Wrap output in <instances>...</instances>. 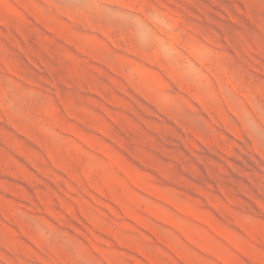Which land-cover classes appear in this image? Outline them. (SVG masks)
<instances>
[{"label":"rangeland","instance_id":"1","mask_svg":"<svg viewBox=\"0 0 264 264\" xmlns=\"http://www.w3.org/2000/svg\"><path fill=\"white\" fill-rule=\"evenodd\" d=\"M0 264H264V0H0Z\"/></svg>","mask_w":264,"mask_h":264}]
</instances>
